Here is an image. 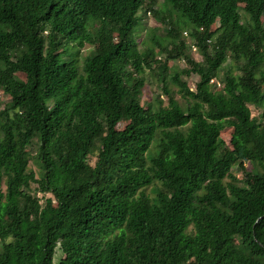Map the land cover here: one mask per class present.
<instances>
[{
	"label": "trees",
	"instance_id": "1",
	"mask_svg": "<svg viewBox=\"0 0 264 264\" xmlns=\"http://www.w3.org/2000/svg\"><path fill=\"white\" fill-rule=\"evenodd\" d=\"M0 92V264H264V0H0Z\"/></svg>",
	"mask_w": 264,
	"mask_h": 264
},
{
	"label": "rangeland",
	"instance_id": "2",
	"mask_svg": "<svg viewBox=\"0 0 264 264\" xmlns=\"http://www.w3.org/2000/svg\"><path fill=\"white\" fill-rule=\"evenodd\" d=\"M159 4L162 2V0H158ZM142 16V14H140ZM137 41H138V48L142 49L144 43H146V45H151L150 41L148 40L149 36L154 35L158 38L162 37L164 34V27L162 26V24L158 21L157 18H154L152 15L147 14L145 17L142 16V21H141V25L137 28ZM185 38L187 40H189V37L185 36ZM91 47L89 46H85L84 48H82L79 51V66H81L82 64V58L85 57L86 55L89 54V52L91 51ZM191 56L193 57L194 60L196 61H200L201 57L200 55L197 53V51L195 49H191L190 51ZM170 65L176 69L177 71H181L182 69H185L186 66L184 64V62L182 61H174L172 63H170ZM144 77L146 79V85L144 87V92H143V101H146V99H153L154 97L158 96V94H161V90L158 87V83L156 80V77L152 76L151 74L147 73V71L144 74ZM182 79H184L188 86L191 89H194V85L195 83L198 81V78L194 75H191L188 78L182 77ZM170 89L175 93L174 98L180 102L183 103V100L180 98V96L176 93V88L172 85H169ZM162 99H165L163 96H161ZM9 98L5 95H3V93L0 92V110H2L4 104L9 102ZM251 110V114L252 116H256L258 114L259 111H256L253 107H250ZM222 138L224 139V141L227 143L229 141L230 138V132L226 131L223 132V136ZM36 151V149L33 151ZM29 167L34 171L37 172V168L36 166H34V164L31 162L29 164ZM240 177V175H239ZM147 194H151L152 192V187L147 188L146 190ZM48 197V196H47Z\"/></svg>",
	"mask_w": 264,
	"mask_h": 264
}]
</instances>
